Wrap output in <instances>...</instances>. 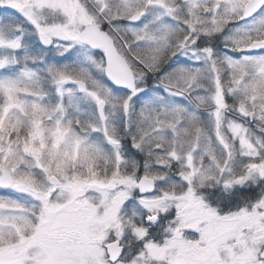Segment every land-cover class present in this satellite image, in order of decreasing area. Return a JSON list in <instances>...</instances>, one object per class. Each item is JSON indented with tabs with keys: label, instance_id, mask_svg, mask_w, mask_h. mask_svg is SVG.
<instances>
[{
	"label": "snow or ice",
	"instance_id": "obj_1",
	"mask_svg": "<svg viewBox=\"0 0 264 264\" xmlns=\"http://www.w3.org/2000/svg\"><path fill=\"white\" fill-rule=\"evenodd\" d=\"M0 264H264V0H0Z\"/></svg>",
	"mask_w": 264,
	"mask_h": 264
}]
</instances>
